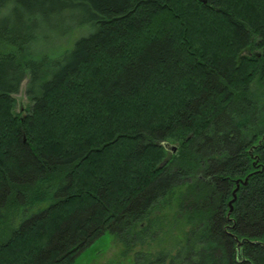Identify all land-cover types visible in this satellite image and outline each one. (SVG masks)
I'll list each match as a JSON object with an SVG mask.
<instances>
[{
  "label": "trees",
  "instance_id": "obj_1",
  "mask_svg": "<svg viewBox=\"0 0 264 264\" xmlns=\"http://www.w3.org/2000/svg\"><path fill=\"white\" fill-rule=\"evenodd\" d=\"M164 14L182 32L151 36ZM209 18L224 26L209 22L219 36L207 49L201 22ZM253 24L264 35L262 0H0V184L13 189L0 198V235L11 233L0 242V264H70L107 230L126 250L146 238L171 242L148 264H264V44L245 56L240 42L241 25ZM83 26L88 33L65 52L37 49L45 32L64 39ZM129 33L130 46L114 56ZM165 35L171 67L162 61L147 79L113 88L120 56ZM214 67L227 83L205 98ZM26 79L33 103L19 117L12 94ZM162 92L174 93L168 103ZM193 97L202 98L195 109ZM255 139L260 171L247 155ZM29 145L32 164L23 166L16 153ZM25 172L34 182L21 199L15 178ZM241 177L249 180L231 208ZM173 198V220L150 217ZM29 238L41 240L21 244Z\"/></svg>",
  "mask_w": 264,
  "mask_h": 264
},
{
  "label": "rangeland",
  "instance_id": "obj_2",
  "mask_svg": "<svg viewBox=\"0 0 264 264\" xmlns=\"http://www.w3.org/2000/svg\"><path fill=\"white\" fill-rule=\"evenodd\" d=\"M172 16H169L167 14L162 15L159 18L155 19V25L154 27H152L149 31L151 33V36H154L155 32L158 29H160L161 31H165V29L170 30L172 32V34H176V33H180L182 32V28L180 27L179 24H173L171 23L172 21ZM209 22H218V25H222V27L224 26V22L223 19L220 18V20H215V19H207L206 22H201L202 26L206 27V34L208 35V38H206V43H204L205 47L207 49H209L208 47H213L214 45H212L211 43V38L210 36L213 34H216V36L218 37L219 35L216 33V31H212V28L210 29L209 27ZM89 31V28L87 26H83L80 27L79 29L75 30V32L69 36L66 37L64 39H58L56 36H54V34L57 33H50V32H45V36H47L46 39H44L42 42V44L39 46V48H37L38 50L43 51V48L45 46H50V49H54V52H52L53 54H60L65 52L66 49L70 48L73 43L76 41V38H78L79 36L82 35H86ZM59 35V34H58ZM146 34L139 35V37H141L139 40H137L129 49L130 51H127L128 54H130L132 51L133 52H137L141 45L143 44V42L147 39V37H145ZM209 39V40H208ZM181 45V44H180ZM182 46V45H181ZM183 48H185L184 46H182ZM37 50V52H38ZM39 51V52H41ZM38 52V53H39ZM219 50H214V54H219ZM252 53H249V55ZM105 60L103 59V62ZM102 59H99V62L96 64V66H99V64L103 63ZM27 84H28V80H24L22 85H21V89L19 92L12 94V98H14L15 100V105H14V109H15V113H17V115H19V117H23L24 115H26L29 111H30V107L33 103L32 98L28 95L27 93ZM149 91V90H148ZM150 93H148L146 90L144 92L143 97L145 98L147 95H149ZM163 95L164 98H163ZM174 95V93H170L168 92V94L162 92V99L164 102L168 103V101L170 99H172V96ZM150 96V95H149ZM159 110V108L157 109ZM156 110V111H157ZM261 135H259L260 137ZM258 141V142H257ZM255 144H259V140L255 139V141L252 143L251 147L248 148V152L247 155H250L251 158H249V165L252 166V164L254 165V167H256V170L260 171L262 169V167H260V165L258 163H260L259 157L258 155H255V150L256 148H252V146H254ZM171 153V152H170ZM168 152V155L170 154ZM91 163H88L87 165H85L84 169L79 170V172L81 173V171L84 172H88L89 167ZM253 167V166H252ZM242 178V177H241ZM247 179V178H246ZM245 178H242V180L240 181L239 184H235L234 187V191H233V196L230 199V205L231 208L233 207V203L234 200L237 197V193H236V197L234 196V192L236 191L237 187H240L241 185H243L246 182ZM239 189V188H238ZM232 203V204H231ZM11 213L10 215L16 214L13 219H8V223L14 224V226L19 223V217L18 214H20V212L22 210H20L19 208H13L11 209ZM177 210V202L176 199H172V200H165L164 202L161 203L160 206L156 207L153 212L150 214V217L155 218V217H162V216H169V220H173L174 217V213ZM231 216V212L229 213L228 217ZM140 225H142L143 227V223H141ZM169 228V227H168ZM171 228V227H170ZM175 231H173V234H177L178 231L176 229H174ZM5 231V230H4ZM2 232V231H0ZM6 236H1L2 239L0 242H3L6 240V238L11 234L10 232H6ZM167 235V234H166ZM166 235H163L162 237L165 238ZM41 238L39 240H33L31 238L28 239V241H25V244L23 242H21V244L23 245H31V246H36L39 242H40ZM35 241V242H34ZM145 242V243H144ZM137 243V244H136ZM133 246H131V248H129V250H126L124 245L121 242V239L115 237V235H113L111 233L110 230H107L106 233H104L102 236H100L99 238H97L95 240L94 243H92L91 245H89L88 247L85 248L84 251H82V253H80L78 256H76L74 258V261L70 264H137L136 259H141V264H148V262H152L155 261V259L161 256V254H163L164 252V248H170V244L171 242H165L163 240L162 243H160L157 239L155 240H148V238L141 240L140 242H136ZM139 243V244H138ZM144 243V244H143ZM160 243V244H159Z\"/></svg>",
  "mask_w": 264,
  "mask_h": 264
},
{
  "label": "snow or ice",
  "instance_id": "obj_3",
  "mask_svg": "<svg viewBox=\"0 0 264 264\" xmlns=\"http://www.w3.org/2000/svg\"><path fill=\"white\" fill-rule=\"evenodd\" d=\"M264 2V0H262ZM136 7V5H134ZM129 14H131V9H129ZM142 27V25H140ZM136 30V26H134V31ZM135 37L129 33L127 36L123 38V40L119 41V47L113 49V55L117 56L124 52L126 47L130 46V40ZM2 39V38H0ZM259 41L260 44H264V35H259L255 31V25L240 27V42L243 45L241 51L244 52V55L247 56L249 53L257 51L254 49L252 45ZM247 49V51H245ZM259 52L261 55H264V48H260ZM172 55V41L167 39L166 35L154 38L153 41H150L147 46H145L141 51L136 55L128 58H124L122 55L120 59L123 60V64L121 65V75L117 77V84L113 85V88H116L117 85L123 84L124 87H130L134 85L138 81H142L147 79L154 70L160 67L162 61L169 62V67H171L170 57ZM119 63V60H118ZM226 75V72L222 69H218L216 67L208 70L206 75V80L208 82L209 91L204 94L206 98L207 95L211 94V90L217 87L221 82L226 84V81H222V77ZM202 103V98H190V102L188 103V107L195 109ZM23 139H27L28 133L25 131L22 133ZM30 145L28 147L22 148V150L18 151L16 154L21 157V163L23 166H28L32 164L33 157L30 153ZM3 147H0V153H3ZM38 157V154H36ZM2 159V156H0ZM0 176H3L2 171H0ZM34 179L29 178L27 176V172L22 173L20 176L15 178V183L20 187L18 189L17 195L21 198H25L24 188L33 183ZM12 181H9V187L5 191L4 185L0 184V198H4L6 196V192L10 194L13 189L11 187Z\"/></svg>",
  "mask_w": 264,
  "mask_h": 264
},
{
  "label": "water",
  "instance_id": "obj_4",
  "mask_svg": "<svg viewBox=\"0 0 264 264\" xmlns=\"http://www.w3.org/2000/svg\"><path fill=\"white\" fill-rule=\"evenodd\" d=\"M165 147L168 148L169 150L171 149L173 152H175V151L178 149V147H176L175 145H173V144H171V143H170V144H169V143L165 144ZM248 180H249V178L247 177L245 183H247ZM240 181H241V180H238L237 184H239ZM238 188H239V187H237V188H236V191L234 192V196H235V197H236V193H237V191L239 190ZM231 204H232V203H231Z\"/></svg>",
  "mask_w": 264,
  "mask_h": 264
}]
</instances>
